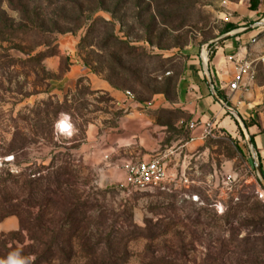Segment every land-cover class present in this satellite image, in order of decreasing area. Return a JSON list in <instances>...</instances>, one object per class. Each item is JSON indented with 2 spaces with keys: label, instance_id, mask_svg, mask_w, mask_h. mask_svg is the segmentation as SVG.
<instances>
[{
  "label": "rangeland",
  "instance_id": "374dc122",
  "mask_svg": "<svg viewBox=\"0 0 264 264\" xmlns=\"http://www.w3.org/2000/svg\"><path fill=\"white\" fill-rule=\"evenodd\" d=\"M68 1L46 8L40 0H0V16L14 27L27 8H38L36 21L46 24L0 36V179L11 175L10 202L36 207L45 245L65 209L84 205L79 231L59 240L68 264H108L109 258L116 264H264V189L241 129L242 136L222 131L189 142L177 163L167 156L163 187L121 191L104 177V161L84 146L86 131L111 128L119 111L81 74L68 80L77 67L138 102L173 99L186 65L203 71L200 55L207 51L210 58L225 24L249 1L70 0L80 1L81 15ZM259 15L242 20V27L264 20V10ZM255 29L252 80L239 93L260 103L257 111L264 107V65L257 60L264 56V25ZM209 68L207 62L210 75ZM62 121L70 131L60 129ZM29 180L37 190L29 191ZM43 249L19 233L18 217L0 223V253L28 256L2 264H32Z\"/></svg>",
  "mask_w": 264,
  "mask_h": 264
},
{
  "label": "crops",
  "instance_id": "0c3cea01",
  "mask_svg": "<svg viewBox=\"0 0 264 264\" xmlns=\"http://www.w3.org/2000/svg\"><path fill=\"white\" fill-rule=\"evenodd\" d=\"M263 10L264 0H261L260 7L255 12L250 11L249 7L240 9V17L233 22L239 28L230 32L236 34L220 40L221 43L210 52L209 59L208 52L204 51L205 66L207 62L210 64V75L208 71L207 73L211 88L203 71L194 62H189L173 99L157 95L150 102H138L135 98L127 99L124 92L113 90L105 81L82 69L77 67L71 69V76L68 77L70 84L74 78L84 76L87 86L100 94H106L110 98V105L119 111V116L111 128L98 126L86 131L84 146L87 151L93 152L89 153L94 158L104 161L102 172L106 179L114 180L115 183L122 181L124 178L122 166L130 161H149L168 153H172L170 156L173 157L169 159L171 162L182 161L183 148L189 142L202 140L200 128L192 131L187 129L186 125L190 122L214 123V135L222 131L229 133L237 131L233 117L213 96L212 92L218 97L215 90L222 93L225 101L218 98L236 111L241 121L249 119L254 121L255 124L246 129V135L252 138L264 178V107L256 111L260 103L252 102L249 98L243 97L242 93H234L228 89L236 74V62L250 54L251 41L253 39L256 41L258 29L252 26L257 22H251L252 25L244 28L242 26L245 23L242 20H253L260 16ZM200 60L203 67L202 54Z\"/></svg>",
  "mask_w": 264,
  "mask_h": 264
},
{
  "label": "trees",
  "instance_id": "16d2710c",
  "mask_svg": "<svg viewBox=\"0 0 264 264\" xmlns=\"http://www.w3.org/2000/svg\"><path fill=\"white\" fill-rule=\"evenodd\" d=\"M43 1L46 8L50 6L52 3H57L58 0H40ZM60 1V0H59ZM86 4H89L91 2H88L87 0H84ZM80 2V1H78ZM78 2H72L68 1V5L71 7H78V15H81L83 12V6L78 5ZM83 4V3H82ZM261 0H249V10L250 11H257L260 7ZM40 10L35 9L33 11L28 10V8L25 11V15L23 19H20V23L17 24L15 27L14 22L10 20H6L5 17L0 16V36H5L8 33L11 34H17L19 31L13 30V29H45V21L40 20L36 21L37 19V13H39ZM43 13V10H42ZM41 14V13H40ZM39 16V15H38ZM263 17V16H262ZM252 24H249L250 26ZM239 26L235 23L228 22L225 24L223 30L221 31V35L228 34L236 29H238ZM218 97L225 101V98L223 97L222 93L218 90H215ZM235 122V125L237 126V130L240 132V135L242 136V133L240 131V128L238 127V124ZM242 123L246 129L253 126L255 123L251 119L249 120H242ZM251 143L252 138L250 139ZM5 178L0 179V223L9 217H18L19 218V233H27L30 235L31 240L39 245V247L44 248L43 251H40L39 254H35V261L32 262V264H44L46 261H49L51 259H58L63 260L65 263L68 264L70 255H65L63 252V249L59 246V240L66 236L65 233H67L66 238L70 239L73 232L77 233L79 231V225L82 221V215H84V212L82 209V206L84 205H78L75 204L72 207L65 209L63 212V220L59 227L57 228L56 233L54 234L53 231L49 232L51 235H53L52 238H50L49 242L45 245L43 241L41 242L39 235H45L44 234V226L42 224L41 220V214L40 212L35 216L33 213V208L36 207H28L27 209L23 208L21 205H14L10 202V198L7 193H5V186L7 180L11 177V175L7 172H3ZM37 181L29 180L27 183L25 182V185L29 187V191L31 192L33 188L37 190ZM31 199V198H30ZM45 200V199H44ZM46 202V201H45ZM47 203H49L47 201ZM80 208V210H79ZM74 221L75 219H77ZM68 226V229L65 231L64 227ZM9 258H14L21 263L25 262L28 259V256L23 251H17V250H9L4 253H0V264H2L5 260ZM94 259V258H93ZM94 261H96L94 259ZM108 264H116V259L109 258L107 260ZM100 264H106L104 261H102Z\"/></svg>",
  "mask_w": 264,
  "mask_h": 264
},
{
  "label": "built area",
  "instance_id": "2783aa9c",
  "mask_svg": "<svg viewBox=\"0 0 264 264\" xmlns=\"http://www.w3.org/2000/svg\"><path fill=\"white\" fill-rule=\"evenodd\" d=\"M256 41H251L254 44ZM264 65V56L257 59ZM203 61V58H202ZM256 60H251L250 55L238 60L236 74L228 85L231 92L247 91L252 80V67ZM204 64V61H203ZM127 99L133 100L134 97L130 92H124ZM187 129L192 131L196 128L201 129V139L212 137L214 135V123L205 124L190 122L186 125ZM192 142V140H191ZM172 153L160 155L149 161H130L122 166L124 178L117 183L121 191L143 192L151 189L161 188L167 180L166 167L164 164L167 156Z\"/></svg>",
  "mask_w": 264,
  "mask_h": 264
},
{
  "label": "water",
  "instance_id": "95a60500",
  "mask_svg": "<svg viewBox=\"0 0 264 264\" xmlns=\"http://www.w3.org/2000/svg\"><path fill=\"white\" fill-rule=\"evenodd\" d=\"M264 25V22L263 20L256 23L255 26H252V27H261ZM236 33H229L227 35H224L220 40H223L229 36H233L235 35ZM203 74H204V77L206 79V81L208 82L209 84V77H208V73H207V70H206V66L205 64H203ZM209 87L211 88L210 84H209ZM213 96L218 100V102L223 106V108L230 113V115L233 117V119L236 121V123L238 124L239 128L242 130V132L244 133V137H245V141L247 143V146L249 148V152H250V155H251V158H252V161L254 162V167H255V170H256V174H257V177L259 179V181L261 182L262 184V187L264 189V178L262 176V172H261V168L258 164V159L256 157V153H255V150H254V147L251 143V140L249 138L248 135H246V128L244 127L241 119L239 118L238 114L236 113V111L230 109L228 106H226V104H224L215 94L214 92H212Z\"/></svg>",
  "mask_w": 264,
  "mask_h": 264
},
{
  "label": "bare ground",
  "instance_id": "6f19581e",
  "mask_svg": "<svg viewBox=\"0 0 264 264\" xmlns=\"http://www.w3.org/2000/svg\"><path fill=\"white\" fill-rule=\"evenodd\" d=\"M263 22H264V20H263ZM204 54H205V53L203 52V53H202V58H203V61H204V64H205V63H206V58H205V55H204ZM60 129L63 130V131H70V126L68 125L67 122L62 121V122L60 123Z\"/></svg>",
  "mask_w": 264,
  "mask_h": 264
}]
</instances>
